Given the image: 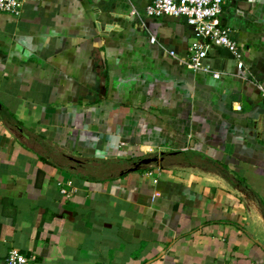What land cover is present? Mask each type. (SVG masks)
<instances>
[{
	"label": "crops",
	"instance_id": "0c3cea01",
	"mask_svg": "<svg viewBox=\"0 0 264 264\" xmlns=\"http://www.w3.org/2000/svg\"><path fill=\"white\" fill-rule=\"evenodd\" d=\"M148 4L0 13V264H264V0L223 5L246 73L214 47L218 79L167 55L191 30Z\"/></svg>",
	"mask_w": 264,
	"mask_h": 264
},
{
	"label": "built area",
	"instance_id": "2783aa9c",
	"mask_svg": "<svg viewBox=\"0 0 264 264\" xmlns=\"http://www.w3.org/2000/svg\"><path fill=\"white\" fill-rule=\"evenodd\" d=\"M39 0H0V13L18 16L25 3H34ZM226 1L233 0H149L144 8V17L168 16L182 18L190 28L192 38L181 57L173 51L167 55L191 71L209 75L218 79L222 73L210 69L204 64L207 52L214 48H223L234 61L237 71L245 75L246 70L241 61L242 51L234 40L229 37L228 29L220 24V14ZM130 17L140 20L139 14L130 10ZM141 23V22H140ZM149 42L154 43V37H149ZM242 77V76H241ZM245 79V77H242ZM257 91L264 97V88L256 85ZM238 109V106H237ZM64 194V191H61ZM34 260L33 255L25 256L16 249H9L4 257L3 264H29Z\"/></svg>",
	"mask_w": 264,
	"mask_h": 264
},
{
	"label": "water",
	"instance_id": "95a60500",
	"mask_svg": "<svg viewBox=\"0 0 264 264\" xmlns=\"http://www.w3.org/2000/svg\"><path fill=\"white\" fill-rule=\"evenodd\" d=\"M156 161L155 158H144L139 160L138 162L134 163L133 166L129 169L130 172L136 171L140 169L143 166L149 165L151 163H154Z\"/></svg>",
	"mask_w": 264,
	"mask_h": 264
}]
</instances>
